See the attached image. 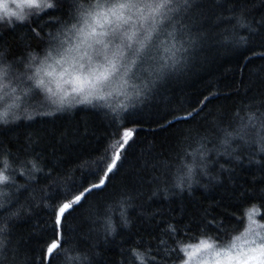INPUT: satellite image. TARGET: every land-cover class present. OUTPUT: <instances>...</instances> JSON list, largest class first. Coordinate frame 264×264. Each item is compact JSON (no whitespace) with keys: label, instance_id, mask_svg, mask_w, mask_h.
Returning <instances> with one entry per match:
<instances>
[{"label":"trees","instance_id":"1","mask_svg":"<svg viewBox=\"0 0 264 264\" xmlns=\"http://www.w3.org/2000/svg\"><path fill=\"white\" fill-rule=\"evenodd\" d=\"M49 2L0 23V264H183L189 244L246 231L250 211L264 223V0H173L163 36L179 62L148 71L147 97L126 107L59 105L37 87L90 0ZM116 153L104 186L55 225L53 209Z\"/></svg>","mask_w":264,"mask_h":264},{"label":"snow or ice","instance_id":"2","mask_svg":"<svg viewBox=\"0 0 264 264\" xmlns=\"http://www.w3.org/2000/svg\"><path fill=\"white\" fill-rule=\"evenodd\" d=\"M9 2L21 12L25 8L50 9L54 7L49 0H0V11L21 21L25 19L23 15L8 11ZM84 3H89V0H84ZM172 4L173 0H90L89 7L80 12L81 26L72 25L75 42L71 43L69 47H65L62 52H59L58 58H55V64L60 68L59 73L52 69L51 64H40L34 75L40 77L43 74L53 78L59 76L56 83L57 88L63 92L59 101L61 104L69 95H82L80 103H91L92 99L107 101L114 95L127 96L126 88L130 86L129 79L135 76L134 69H144L146 62L157 59V56L153 55V50L158 53L159 46L163 43L159 36L168 26L170 19L168 13L172 10L170 7ZM169 35L171 34L169 33ZM164 50L169 53L168 60L172 61V65L179 62L176 56L179 49L175 45L169 47L165 44ZM48 56L53 58L52 53H49ZM160 59L162 62L159 67L150 66L145 71L159 74L172 66L167 60ZM28 78L32 79L33 77L29 76ZM62 83L71 85V91L63 89ZM44 84V79L37 81V87ZM5 87L6 85L0 84V93H3L0 95V101L8 95L4 92ZM47 90L52 95L58 94L51 88ZM14 106V104H10L9 108ZM7 115V111L0 112V122H3ZM133 134L131 130L124 131L122 139L118 138L117 140L119 147L123 148L124 145H127ZM119 159L120 155L116 153L107 167L100 170L99 179L97 182H93L91 188H86L79 193L70 190L65 195L64 199L67 202L61 204L58 209H53L55 225H62V219H66V213H69L75 205L86 198L88 193L104 186L109 173L116 167V161ZM6 180L7 177L0 173V183H4ZM254 215L255 210L248 213L252 224L257 223L252 219ZM258 227L264 229V223L259 224ZM248 235L253 238L245 240L246 247H241L236 243L242 239L240 236L223 245L211 238L189 244L182 249L184 256L187 257L186 260H183V264H192L194 259L198 260V264H264V235L258 233L251 226L244 233L245 237ZM61 247V240L58 236H54L47 247L48 256L54 258L53 252ZM201 254L209 256V259H203Z\"/></svg>","mask_w":264,"mask_h":264},{"label":"rangeland","instance_id":"3","mask_svg":"<svg viewBox=\"0 0 264 264\" xmlns=\"http://www.w3.org/2000/svg\"><path fill=\"white\" fill-rule=\"evenodd\" d=\"M8 11L9 12H13V11L17 12L18 15H23L24 17L34 13L31 9H28V8L23 9V11L21 12V10L17 9L15 7V5L12 4L11 2L8 3ZM145 15H147V13H145ZM0 16H7V14L0 11ZM2 19L3 18H0V23H9V22H18L19 21V19H17L16 17H11V16H10V19H8V20H2ZM74 24H76L77 27L81 26L82 19H81L80 15H78L77 21ZM145 26H147V25H145ZM163 35H164V31L162 33H160V36H159L160 41L163 42L159 46V52L157 53L156 50H153V55L157 56V57L159 56V57L155 61L149 60L148 62H146L144 65V69H134L135 76H132L129 79V85L130 86L126 88L128 95L127 96H123V95L116 96V95H114L108 99L110 101L109 103H113V101H115V103H114L115 105H117V106L123 105V107H126L125 105L129 104L130 101L133 99H134L133 100V102H134L135 100L137 101L139 98L144 99L147 97V96H145V97L141 96L144 94L145 90L148 87V84H147L148 77L146 79L144 78V77H146V74L148 73V71H145V69H149L150 66L152 67L153 65H157V67H159L160 63L162 62L160 58H163V60H167V61L171 62V60H168L169 53L165 52L164 45L166 44L167 46L170 47V46H172V43L169 40L166 41L165 36H163ZM75 39L76 38L74 35V31L72 30V26H71L69 30H65V32H63L61 35H59L57 41L52 46V48L49 52V53H52L53 58H49V56H47V59L44 62V64L45 65L51 64L52 69H54L56 73H59L60 68H59V66H57L55 64V58H58L59 52H62L65 47H69L71 43H74ZM65 41H68V43H65ZM177 54H178V52H177ZM169 64H171V63H169ZM52 69H48V70H52ZM41 79L45 80L48 88H51L53 90V92L58 93L56 95V97H57L56 102L59 105H65L66 104L69 106H74V105L94 104L97 102H105V103L107 102V101H100V100L92 99L91 103H80L79 101L82 100V98H83L82 95L81 96L69 95V96H67L66 99H64L63 104H61V103H59V101H60V97L63 95V92H61L57 88V83H56V81L59 80V76L57 75V76H55V78H53V77H47V76H44L43 74H41ZM71 87H72L71 85L62 83V88L69 91V92L71 91ZM137 93H138V95H137ZM256 216H257V212H255V215L252 217V219H254L257 222ZM246 221H247L246 222V229H248L249 226H251L252 228H255L258 233L264 235V229H261L258 227V225H259L258 222L256 224H252L251 220H249L248 215H247ZM244 233H245V231L239 235L240 237H242V239L239 241H236V243L238 245H240L241 247L247 246L245 244V240H250L253 238L251 235H248L247 237H245ZM235 238L233 239V241L235 240ZM201 257L203 259H209V256H207L205 254H201ZM192 264H198V260L194 259L192 261Z\"/></svg>","mask_w":264,"mask_h":264}]
</instances>
